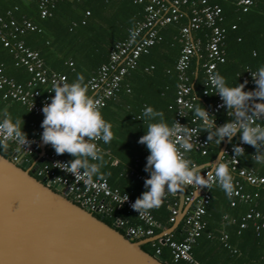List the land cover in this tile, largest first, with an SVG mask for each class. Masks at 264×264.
Here are the masks:
<instances>
[{
  "label": "trees",
  "instance_id": "trees-1",
  "mask_svg": "<svg viewBox=\"0 0 264 264\" xmlns=\"http://www.w3.org/2000/svg\"><path fill=\"white\" fill-rule=\"evenodd\" d=\"M206 1L207 4H216L220 8L219 25L225 30L222 44L224 61L217 64L215 73L223 76L228 86L234 87L239 84L238 75L246 70H258L264 66V11L261 9V2H256L247 12L242 13L231 2ZM37 3L38 0H0V17H4L9 11L16 22H20L21 18L30 22L35 30L25 31L17 39L22 41L26 48L38 54L47 70L64 74L69 84L75 82L79 76H83L85 83L91 72L106 61L112 44L122 40L127 30L143 15L141 5L132 4L127 0H55L54 6L48 10L50 15L40 18ZM182 9L183 16L177 22L157 29L160 41L151 46L146 54L139 55L135 67L123 76L118 91L100 109L103 118L112 125L114 138L108 144L97 142L105 153V164L101 168L105 178L94 179L104 180L111 188L130 197V182L145 185L130 173L150 178V173L145 171L150 153L146 145L139 143L138 138L146 134L148 123L159 120H142L143 111L146 107H152L155 111L162 112L164 121L170 126L173 120L177 84L174 66L180 48L179 29L186 25L190 16L189 8ZM207 34L208 31L202 28L191 32V38L200 41L201 50L198 56L191 59L187 70L191 85L190 96L193 98L192 109L188 114L190 117L195 116V106L205 108L212 102V97L203 98L200 94L203 87V73L200 68L204 58L202 49ZM68 62L72 64L71 67L67 66ZM0 66L3 75L16 83H24L29 78L23 67L15 66L12 53L1 44ZM254 89L255 87L244 90ZM1 95L0 91V113L7 114L12 120L23 119L25 126L30 123L32 131L31 135H27L28 138L43 129L40 117L28 112L17 102L3 100ZM3 117L0 116V119ZM231 119V112L224 106L215 117V125L219 127ZM196 125L201 136L207 140L208 133L202 130L200 120ZM221 145L222 142L219 145L214 141L208 142L205 156L190 152L187 154L188 158L194 166L199 167L211 162ZM244 150L245 153L239 157L240 166L264 176V164H255L252 159L256 149L246 144ZM11 154V145L7 151L0 150V156L7 160ZM62 158L66 162L74 159L67 153L62 155ZM242 184L244 192H257L253 203L260 210L263 205L261 188L255 189ZM253 203H238L231 208L224 191L218 186L211 187L210 199L203 216L205 225L191 248L194 260L202 264H264L263 236L256 235L251 223L244 229L238 228L240 217ZM149 213L158 225L154 230L155 234L161 232L160 227L168 229L172 225L167 221L169 211L166 205L162 204ZM111 214L126 218L129 224H134L131 219L133 217L126 215L123 209L117 210L112 206ZM94 216L101 217L95 214ZM224 216L227 219H223ZM230 219L235 222L231 223ZM102 222L111 225L110 219L106 217H102ZM180 227L181 222L171 233L176 241L181 239L175 237L181 233ZM117 231L123 234L121 230ZM223 236L226 238L223 239ZM141 249L149 255L154 254L147 244L142 245ZM230 249L235 250V253H231ZM158 257L163 260V264H186L182 261L172 263L170 251L166 246L160 247Z\"/></svg>",
  "mask_w": 264,
  "mask_h": 264
},
{
  "label": "built area",
  "instance_id": "built-area-1",
  "mask_svg": "<svg viewBox=\"0 0 264 264\" xmlns=\"http://www.w3.org/2000/svg\"><path fill=\"white\" fill-rule=\"evenodd\" d=\"M127 1L141 5L143 15L141 19L127 30L122 40L112 44L106 61L91 72L85 82L88 87V94L99 100L102 105L101 108H103L106 101L118 91L125 73L135 67L139 55L146 54L151 46L160 41L157 29L169 23L177 22L183 16L182 8H189V19L186 25L179 29L178 43L180 48L174 66L177 84L171 125L178 121L182 125H187L191 128L195 145L191 152L203 157L207 153L208 141L201 136L198 130L196 123L199 119L195 116H188L189 111L192 109L193 98L190 96L191 85L187 70L191 59L194 56H198L201 50L200 41L192 39L191 32L200 28L208 31V34L205 35L206 42L202 49L204 58L200 68L203 73V87L200 94L203 98L212 97L211 104L206 106L205 109L211 115L210 118L215 120L218 112L224 107L222 106L223 101L210 83L211 76L215 74L217 64H221L224 61L222 44L225 30L219 25L221 21L220 8L216 4H207L206 0ZM224 1L233 3L242 13L247 12L256 2H261V9L264 11V0ZM54 2L55 0H38L37 9L40 18L50 15L48 10L54 6ZM85 15L88 14L85 13ZM34 30L35 27L24 18H21L20 22H16L9 11L5 13L4 17H0V44L12 53L15 66L23 67L29 75L26 82L16 83L3 75L0 66V91L2 92L1 98L3 100L8 99L19 103L28 112L40 117L43 121L44 114L42 109L46 103H51V99L55 95L53 92L54 86L58 83L67 82V79L64 74L47 70L38 54L26 48L22 41L17 39L23 32ZM67 66L71 67L72 64L68 62ZM257 71L246 70L238 75L239 84L247 81L245 89L254 87L256 89L257 86L251 72L255 73ZM200 122L202 124L201 120ZM257 123L264 124V120L257 121ZM42 132L43 129L29 137L28 139L34 142L25 147L14 143L10 144L12 146V154L9 161L16 164L21 159L27 166V170H31L36 167V163L41 159L42 161L33 172V176L38 181L48 188H59V192L65 194L67 199L87 212L110 219L111 226L116 230H121L123 232L122 235L127 236L132 241L149 239L157 235L154 230L158 228V225L152 215L150 213L139 215L137 211L133 210L131 205L135 200L128 194L111 188L104 180L94 179V183L91 186L86 185L84 180H76L71 174L62 170L64 167L63 163L67 162L62 158V155L55 153L51 145H45L43 155L32 160V157L39 153ZM225 139L228 140L227 138ZM232 139L233 141H228L221 149L219 155V158L222 156V162L229 167L234 177L233 194L229 197L224 193L228 199L229 207L233 208L238 203L251 204L257 198L256 191L252 194L244 192L242 183L255 189L261 188L263 191L261 194L263 203L261 209L258 210L255 203H253L240 217L238 228L244 229L248 223H251L256 235L261 234L264 238V176H259L252 169L240 166V156H234L233 148L234 146L244 148L246 144L242 143L239 133ZM219 158L216 163L219 162ZM210 171L209 167H204L201 170V174L207 178V173ZM130 175L143 184L148 179L140 174L130 173ZM213 186L220 187L217 183H213ZM210 189L204 187L198 189L195 186H187L182 190V204L185 205L190 202V206L181 219L182 237L179 241H176L173 239L171 232L161 238L162 243H160V239L146 243L153 250V255L158 256L160 247L166 246L170 251L172 263L182 261L186 264H202L194 260L191 255V248L205 225L203 216L210 199ZM195 190H198V194L192 198ZM172 198L176 200H172ZM163 204L167 206L169 211L167 221L173 224L177 216V191L175 193H167ZM112 206L117 210L123 209L126 215H131L134 218L136 223L129 224L126 218L112 216ZM223 219L227 218L224 216ZM229 221L231 223L235 222L233 219ZM164 230L166 229L161 230V232ZM225 238L223 236V239ZM224 247L228 248L227 245H224ZM230 252L235 253V250L230 249Z\"/></svg>",
  "mask_w": 264,
  "mask_h": 264
},
{
  "label": "clouds",
  "instance_id": "clouds-1",
  "mask_svg": "<svg viewBox=\"0 0 264 264\" xmlns=\"http://www.w3.org/2000/svg\"><path fill=\"white\" fill-rule=\"evenodd\" d=\"M256 84L254 91H245L247 81L230 87L219 73L211 76L210 83L216 93L231 112L232 119L216 127L209 112L202 106L194 107V115L202 121V130L208 133L207 141L220 144L228 139L231 142L240 134L243 144L256 149L252 159L255 164H264V66L252 73ZM54 97L42 109L44 119L41 140L44 145H51L57 155L65 153L74 157L63 163V171L76 180H84L88 186L93 185L94 178L104 179L101 168L105 164V153L98 141L108 144L114 138L111 123L101 113V103L88 94V87L83 76L69 84L66 81L54 86ZM259 101V102H258ZM201 105V104H200ZM158 122L148 123L146 134L139 143L146 145L150 155L147 157L145 171L150 178L145 180V188L131 205L139 215L158 209L167 193H175L187 186L210 189L213 183L231 197L234 192V177L229 167L222 162L211 165V171L205 175L194 166L188 158L194 148L193 130L187 125L175 121L171 126L164 121L162 112L146 107L142 120ZM24 120H12L5 114L0 119V150L7 151L10 144L27 146L33 143L23 131ZM234 156L245 153L241 146H234ZM128 199V197H127Z\"/></svg>",
  "mask_w": 264,
  "mask_h": 264
},
{
  "label": "water",
  "instance_id": "water-1",
  "mask_svg": "<svg viewBox=\"0 0 264 264\" xmlns=\"http://www.w3.org/2000/svg\"><path fill=\"white\" fill-rule=\"evenodd\" d=\"M224 140L209 163L218 161ZM45 145L41 141L40 158ZM42 160L39 159L36 167ZM34 167L20 159L16 164L0 156V264H163L156 255H149L141 246L160 239L181 222L190 206L183 205L178 190L177 216L174 223L159 234L132 241L113 226L102 222L90 212L74 204L59 192L33 177ZM198 194L194 191L192 198Z\"/></svg>",
  "mask_w": 264,
  "mask_h": 264
},
{
  "label": "crops",
  "instance_id": "crops-1",
  "mask_svg": "<svg viewBox=\"0 0 264 264\" xmlns=\"http://www.w3.org/2000/svg\"><path fill=\"white\" fill-rule=\"evenodd\" d=\"M88 14V13H87ZM0 116H5L4 114H1L0 113ZM4 118V117H3ZM30 124V123H29ZM26 125L25 126V124L23 125V131L25 132V133H27V135L29 136V135H31V126L30 125ZM148 189H146L145 188V185H140L139 183H137V182H130V184H128V193L131 195V197L134 199V198H138V197H140L141 195H142V193L143 192H145V191H147ZM177 201H178V192H177ZM132 219V221L135 223V220H134V218H131ZM160 229L161 230H163L164 228H161L160 227ZM180 229H181V227H180ZM174 230V229H173ZM181 235H182V233H180V234H176L175 235V237H177V238H181Z\"/></svg>",
  "mask_w": 264,
  "mask_h": 264
}]
</instances>
